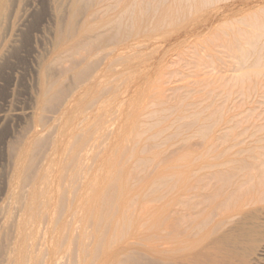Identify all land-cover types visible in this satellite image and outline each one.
Returning <instances> with one entry per match:
<instances>
[{
	"label": "rangeland",
	"instance_id": "374dc122",
	"mask_svg": "<svg viewBox=\"0 0 264 264\" xmlns=\"http://www.w3.org/2000/svg\"><path fill=\"white\" fill-rule=\"evenodd\" d=\"M39 263L264 264V0H0V264Z\"/></svg>",
	"mask_w": 264,
	"mask_h": 264
},
{
	"label": "bare ground",
	"instance_id": "6f19581e",
	"mask_svg": "<svg viewBox=\"0 0 264 264\" xmlns=\"http://www.w3.org/2000/svg\"><path fill=\"white\" fill-rule=\"evenodd\" d=\"M14 1V0H13ZM7 2V1H6ZM11 3V2H10ZM75 11V10H74ZM74 11H73V13H74ZM94 14V13H93ZM5 15H7V14H5ZM11 17H12V13H11ZM18 21V20H17ZM28 22H29V20H28ZM118 23V22H117ZM8 24H9V22L7 23V26H8ZM24 24V23H23ZM26 24V23H25ZM2 25V24H1ZM10 25V24H9ZM28 25V24H27ZM133 27V26H132ZM7 28V27H6ZM112 28V27H111ZM120 28V27H119ZM9 29V28H8ZM62 30V29H61ZM2 32H3V30H2ZM1 32V33H2ZM118 32V31H117ZM4 33V32H3ZM76 33V32H75ZM14 34V33H13ZM61 34V33H60ZM81 34V33H80ZM80 34H78L77 35V37L76 38H74L75 40H73V42H71V39H69V37H66L65 35H61V37L59 38V43H62V44H60V45H63L62 47H64V45H66V47L68 48V49H70V48H74V46H79L80 45V43H82V36H80ZM100 34V33H99ZM101 35V34H100ZM117 35H119V34H117ZM13 38V37H12ZM93 38H95L94 36H93ZM69 39V40H68ZM89 39V38H88ZM21 40V39H20ZM97 40H98V38H97ZM112 40V39H111ZM22 41V40H21ZM26 41V40H25ZM90 41V42H89ZM89 41H87L86 40V42H84L86 45H87V49L88 50H86L87 51V53H88V56L90 57V56H93V55H98V54H100V53H102L101 51H103L102 50V46L101 45H96V43H94L93 41H92V39H90ZM84 45V44H83ZM82 47V46H81ZM61 49V48H60ZM77 49H79L80 50V48L79 47H77ZM76 49V50H77ZM82 49V48H81ZM66 50V49H65ZM78 50V51H79ZM66 51H71L72 52V50H66ZM64 52V51H63ZM117 52V51H116ZM116 52L115 53H113V54H116ZM74 53V52H73ZM76 53V52H75ZM77 54V53H76ZM86 55V54H85ZM69 56V55H68ZM10 57V56H9ZM6 58V57H5ZM68 58V57H67ZM119 58V57H118ZM62 59H64V58H62ZM72 59V58H71ZM76 59V58H75ZM74 59V60H75ZM79 59V58H78ZM82 59V58H81ZM88 59V58H87ZM104 59V58H103ZM83 60V59H82ZM101 61H100V63L102 62V59H100ZM68 61V60H67ZM79 61H80V59H79ZM88 61V60H87ZM99 61V60H98ZM69 63V62H68ZM100 63H97V65L98 64H100ZM87 64V63H86ZM95 65H96V63H95ZM95 65L93 64V70L95 71ZM109 66H111V63L109 64ZM109 66L107 67V68H109ZM87 68V67H86ZM48 70V69H47ZM83 70H85V69H83ZM49 71V70H48ZM6 72V71H5ZM87 73H88V71H87ZM62 74V73H61ZM79 74H81V73H79ZM78 74V75H79ZM53 75H55V74H53ZM102 75H103V70L100 72V73H98V74H96L93 78H95V79H98V78H101L102 77ZM53 77V76H52ZM80 77H81V75H80ZM59 78H60V75H59ZM62 78V77H61ZM40 79V81L41 82H54L55 83V81H58V82H60L61 80H54L53 78L51 79L50 78V76H48V73L46 72V71H44L42 74H41V78H39ZM81 79V78H80ZM63 80V79H62ZM39 81V82H40ZM38 83V82H37ZM5 84V83H4ZM49 85H51L52 87H53V84H49ZM61 86V85H60ZM59 86V89L61 88ZM47 87H49L50 88V86H47ZM63 87V86H62ZM107 87V86H106ZM55 87H53V89H54ZM51 89V88H50ZM62 89H60L59 91L60 92H63V91H61ZM64 90V89H63ZM53 90L51 89V90H49V89H47V88H44V89H42V94H41V98H40V104H39V106H40V108L42 109L43 108V106H42V103H43V101H46L47 100V102H48V100H49V98L51 97H49V95L50 94H52V95H54V98H52V99H56L55 98V95L57 96V94L58 93H51ZM55 91V90H54ZM69 91V90H68ZM41 92V91H40ZM60 95H61V93H59ZM64 94V93H63ZM59 96V95H58ZM51 100V99H50ZM93 100V99H92ZM46 102V103H47ZM92 102V101H91ZM95 102V101H94ZM90 103V102H89ZM88 103V104H89ZM101 104V103H100ZM37 105V104H36ZM54 105V104H53ZM53 105H51V106H53ZM90 105H92V104H90ZM46 106V105H45ZM55 107V106H54ZM57 107V106H56ZM87 108V107H86ZM39 109V108H38ZM37 109V110H38ZM46 109V108H45ZM57 109H59V107L57 108ZM44 110V109H43ZM51 111V110H50ZM50 111H49V113H50ZM41 112H42V110H41ZM62 112V111H61ZM47 113V112H46ZM66 113V112H65ZM42 114V113H41ZM31 115V114H30ZM54 115V114H53ZM49 116H51V115H49ZM42 117H43V115H42ZM41 117V119H43ZM87 117V116H86ZM2 118H4V117H2ZM50 118V117H49ZM48 118V119H49ZM82 118V117H81ZM92 118H93V116H92ZM5 119V118H4ZM40 119V120H41ZM51 119V118H50ZM84 119H85V117H84ZM69 120H71V119H69ZM87 120V119H86ZM95 122V121H94ZM47 123V122H46ZM45 123V124H46ZM32 124V123H31ZM41 124V123H40ZM30 127V126H29ZM89 127V126H88ZM32 128V127H31ZM82 132V131H81ZM81 134H83V133H81ZM77 135V134H76ZM78 135H80V131H79V134ZM84 135V134H83ZM57 137V136H56ZM80 137V136H79ZM77 138V137H76ZM75 138V139H76ZM81 138V137H80ZM27 139V138H26ZM80 140V139H79ZM96 140V139H95ZM43 141V140H42ZM75 141V140H74ZM50 142V141H49ZM104 142V141H103ZM49 144V143H48ZM93 144H95V143H93ZM50 145V144H49ZM52 145V144H51ZM94 146H96V145H94ZM94 146H91V148L92 147H94ZM52 147V146H51ZM72 147V146H71ZM83 149V148H82ZM86 149V148H85ZM102 149V148H101ZM72 150V149H71ZM39 151V150H38ZM82 151V150H81ZM91 151V150H90ZM89 151V152H90ZM23 152V151H22ZM36 152V151H35ZM96 153V152H95ZM20 155V154H19ZM75 155V154H74ZM97 155V154H96ZM98 155H99V153H98ZM65 156H67V153H66V155ZM77 156V155H76ZM49 157V156H48ZM75 157V156H74ZM96 157V156H95ZM43 158V157H42ZM41 158V159H42ZM65 158H67V157H65ZM76 158V157H75ZM34 159V158H33ZM38 161H40V159L38 160ZM37 161V162H38ZM64 161V160H63ZM94 162H95V160H94ZM15 163H16V161H15ZM20 163V162H19ZM72 163V162H71ZM45 164V163H44ZM51 164V163H50ZM77 164V163H76ZM89 166V165H88ZM95 166V165H94ZM52 167V166H51ZM62 168V167H61ZM73 169H74V166L72 167ZM82 168V167H81ZM80 168V169H81ZM35 171V170H34ZM33 171V172H34ZM65 171V170H64ZM92 171V170H91ZM31 172V171H30ZM67 172V171H66ZM77 172V171H76ZM78 173V172H77ZM84 173V172H83ZM29 174V173H28ZM177 174V173H176ZM180 174V173H179ZM42 175V174H41ZM44 175V174H43ZM73 175H74V173H73ZM35 176V175H34ZM80 176H82L81 174H79V178H80ZM41 177V176H40ZM83 177V176H82ZM82 177L80 178V180L82 179ZM78 178V179H79ZM87 178V177H86ZM191 178V177H190ZM189 178V179H190ZM72 180V179H71ZM30 182V181H29ZM29 182H28V184H29ZM34 182H35V180H34ZM80 182V181H79ZM92 182V181H91ZM27 183V182H26ZM81 183V182H80ZM43 184V183H42ZM13 185V184H12ZM73 185V184H72ZM90 185V184H89ZM30 186V185H29ZM28 187V186H27ZM74 187V186H73ZM44 189V188H43ZM74 189V188H73ZM74 191H76V189L74 190ZM86 191H88V190H86ZM25 192V191H24ZM28 192V191H27ZM45 192V191H44ZM47 192V191H46ZM45 192V193H46ZM83 192H85V191H83ZM29 193V192H28ZM64 193V192H63ZM86 193V192H85ZM41 194V193H40ZM65 194V193H64ZM44 195H46V194H44ZM40 196V195H39ZM26 198H28V197H26ZM11 199H12V197H11ZM87 200V199H86ZM10 201V200H9ZM30 201V200H29ZM43 201L45 202V198H43ZM31 202V201H30ZM68 202V201H67ZM91 202V204H92V201H90ZM25 203V202H24ZM26 203H28L27 201H26ZM43 203V202H42ZM65 203V202H64ZM86 203V202H85ZM44 204V203H43ZM68 204V203H67ZM74 204V203H73ZM10 205V204H9ZM40 205H41V203H40ZM45 205V204H44ZM58 205H59V203H58ZM5 206H6V204H5ZM88 206V205H87ZM76 207H77V205H76ZM75 207V208H76ZM43 208V207H42ZM66 207H64V208H62L63 210L65 209ZM74 208V209H75ZM77 208H79V206L77 207ZM84 208V207H83ZM47 209V208H46ZM86 209V208H85ZM84 209V210H85ZM27 210H28V208H27ZM91 211H92V208L90 209ZM40 211V210H39ZM38 211V212H39ZM62 211V210H61ZM60 211V212H61ZM72 211V210H71ZM78 211V210H77ZM91 211H89V212H91ZM178 212V211H177ZM41 213H42V211H41ZM77 213V212H76ZM92 213V212H91ZM40 214V213H39ZM75 214V213H74ZM45 215H48V214H45ZM76 215V214H75ZM49 216V215H48ZM88 216V215H87ZM76 217V216H75ZM74 217V218H75ZM60 218V217H59ZM59 218H57L58 220H60ZM80 219H79V221L81 220V217H79ZM43 219V218H42ZM70 220H72V217H71V219ZM82 220H83V218H82ZM19 221H21V220H19ZM18 221V222H19ZM44 221H45V219H44ZM53 223V222H52ZM57 223V222H56ZM45 224H47V223H45ZM54 224V223H53ZM64 224V223H63ZM43 225V224H42ZM48 225V224H47ZM77 225H79V222L77 223ZM44 226V225H43ZM65 226V225H64ZM45 227V226H44ZM68 227V229L70 228L69 226H67ZM5 228V227H4ZM54 228H56L55 226H54ZM53 228V229H54ZM65 228V227H64ZM16 229V228H15ZM75 229H77L76 228V226H75ZM2 230V229H1ZM17 230V229H16ZM44 229H42V231H43ZM60 230H61V228H60ZM74 230V229H73ZM3 231V230H2ZM68 231V230H67ZM78 231V230H77ZM77 231H76V233H77ZM44 232H45V230H44ZM69 232V231H68ZM46 233V232H45ZM57 233V232H56ZM67 233V232H66ZM72 233H73V231H72ZM72 233H71V235H72ZM28 234V233H27ZM58 234H60V233H58ZM74 234V233H73ZM61 235H62V233H61ZM68 234H66V236H67ZM70 235V234H69ZM77 235V234H76ZM33 236V235H32ZM16 237V236H15ZM14 237V238H15ZM31 237V236H30ZM69 237V236H68ZM67 237V238H68ZM80 237V236H79ZM13 238V239H14ZM32 238V237H31ZM38 239H40L39 237H37ZM37 238H36V240H37ZM65 239V238H64ZM63 239V240H64ZM69 239V238H68ZM43 240H45L44 238H43ZM59 241V240H58ZM65 241V240H64ZM44 242V241H43ZM71 242V241H70ZM69 242V243H70ZM53 243H54V241H53ZM13 244V243H12ZM37 244V243H36ZM48 244V243H47ZM61 244H63L62 242H61ZM2 245V244H1ZM39 245V244H38ZM10 246V245H9ZM12 246V245H11ZM62 246V245H61ZM65 246V245H64ZM2 247V246H1ZM39 247V246H38ZM41 247V246H40ZM39 247V248H40ZM58 247V246H57ZM60 247V246H59ZM58 247V248H59ZM63 247V246H62ZM69 247V246H68ZM24 248V247H23ZM43 248V247H42ZM36 249H38V248H36ZM61 249V248H60ZM65 249V248H64ZM13 250V249H12ZM38 250H40V251H43V250H45V248L42 250V249H38ZM66 250V249H65ZM65 250H61V252L62 251H65ZM60 251V250H59ZM49 252V251H48ZM8 253H10V252H8ZM37 254V253H36ZM53 254H55V253H53ZM62 254H63V252H62ZM12 255H13V252H12ZM29 255V254H28ZM24 256V255H23ZM44 256V255H43ZM65 256V255H64ZM32 257V256H31ZM37 257V256H36ZM53 257V256H52ZM56 257V256H55ZM61 257V256H60ZM9 258V257H8ZM25 258V257H24ZM30 259V258H29ZM34 259V258H33ZM23 260V259H22ZM30 260H32V259H30ZM58 260V259H57ZM61 260H62V258H61ZM13 261V260H12ZM12 261H10V263L12 262ZM24 261V260H23ZM41 261V260H40ZM44 261V260H43ZM55 261H56V259H55ZM42 262V261H41ZM40 262V263H41ZM57 262V261H56ZM17 263V262H16ZM24 263H26L25 261H24ZM39 263V264H40ZM47 264V263H46Z\"/></svg>",
	"mask_w": 264,
	"mask_h": 264
}]
</instances>
